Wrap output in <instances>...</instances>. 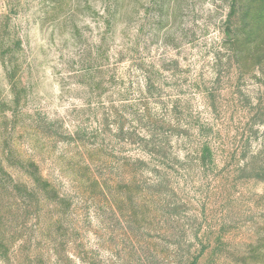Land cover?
<instances>
[{
  "label": "rangeland",
  "instance_id": "1",
  "mask_svg": "<svg viewBox=\"0 0 264 264\" xmlns=\"http://www.w3.org/2000/svg\"><path fill=\"white\" fill-rule=\"evenodd\" d=\"M0 264H264V0H0Z\"/></svg>",
  "mask_w": 264,
  "mask_h": 264
}]
</instances>
